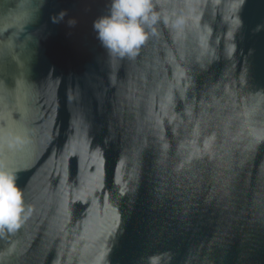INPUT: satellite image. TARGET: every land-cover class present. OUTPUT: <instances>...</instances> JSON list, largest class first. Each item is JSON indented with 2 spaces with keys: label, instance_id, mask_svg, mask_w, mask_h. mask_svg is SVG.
Segmentation results:
<instances>
[{
  "label": "water",
  "instance_id": "95a60500",
  "mask_svg": "<svg viewBox=\"0 0 264 264\" xmlns=\"http://www.w3.org/2000/svg\"><path fill=\"white\" fill-rule=\"evenodd\" d=\"M152 3L128 59L108 0H0V264H264V0Z\"/></svg>",
  "mask_w": 264,
  "mask_h": 264
},
{
  "label": "clouds",
  "instance_id": "9594fccd",
  "mask_svg": "<svg viewBox=\"0 0 264 264\" xmlns=\"http://www.w3.org/2000/svg\"><path fill=\"white\" fill-rule=\"evenodd\" d=\"M64 15L62 12L59 17L62 19ZM158 19L152 0H108L106 13L93 21L92 29L110 57L132 59L155 35ZM53 22L59 20L53 18ZM75 23L70 21L69 27ZM18 180V171L0 167V234L18 229L30 211Z\"/></svg>",
  "mask_w": 264,
  "mask_h": 264
}]
</instances>
